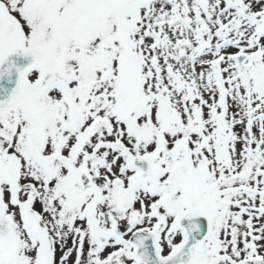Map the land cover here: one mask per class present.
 Instances as JSON below:
<instances>
[{"label": "snow or ice", "instance_id": "6c2138e0", "mask_svg": "<svg viewBox=\"0 0 264 264\" xmlns=\"http://www.w3.org/2000/svg\"><path fill=\"white\" fill-rule=\"evenodd\" d=\"M13 69L0 264H264V0H0Z\"/></svg>", "mask_w": 264, "mask_h": 264}, {"label": "water", "instance_id": "95a60500", "mask_svg": "<svg viewBox=\"0 0 264 264\" xmlns=\"http://www.w3.org/2000/svg\"><path fill=\"white\" fill-rule=\"evenodd\" d=\"M10 59L19 66V61H24L26 57L21 58L17 55H13ZM18 77L15 69L11 71L10 74H6L3 77H0V99H3L6 94H10L12 87L15 86L16 79ZM3 78V79H1Z\"/></svg>", "mask_w": 264, "mask_h": 264}]
</instances>
